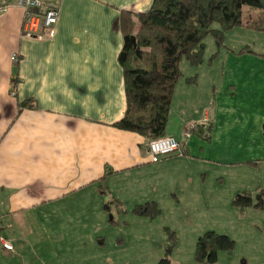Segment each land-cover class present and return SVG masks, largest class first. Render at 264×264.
<instances>
[{"label":"crops","instance_id":"obj_1","mask_svg":"<svg viewBox=\"0 0 264 264\" xmlns=\"http://www.w3.org/2000/svg\"><path fill=\"white\" fill-rule=\"evenodd\" d=\"M151 2L61 0L54 36L33 39L21 34L17 0H0V223L11 245L0 246V264H135L133 250L118 262L126 245L120 238L109 244L108 231L138 220L148 230L139 231L144 244L150 234L166 231L161 219L168 210L179 218L176 230L198 238L206 225L188 222L201 220L199 212L218 202L206 180L214 177L211 163L249 167L257 158L255 145L264 142V85L245 68L264 60L246 54L230 70L223 101L210 89L193 102L196 83L188 77L176 83L164 136L179 140L184 155L152 162L146 137L114 126L126 109L119 17L145 12ZM186 97L199 109L183 113ZM186 121L209 124L210 141L183 137ZM257 185L256 177L238 178L228 198L253 193ZM148 202L159 208L153 219L133 211ZM157 248L139 264L161 258Z\"/></svg>","mask_w":264,"mask_h":264},{"label":"trees","instance_id":"obj_2","mask_svg":"<svg viewBox=\"0 0 264 264\" xmlns=\"http://www.w3.org/2000/svg\"><path fill=\"white\" fill-rule=\"evenodd\" d=\"M244 8L264 10V0H152L145 12L132 15L122 11L119 22L123 45L117 59L123 72L126 109L114 126L136 132L146 137L148 142L166 137L164 132L173 92L182 76L181 59L184 57L189 64L199 65L205 49L204 38L212 34L220 45L225 31L246 23ZM259 21L262 25L258 27L264 28V22ZM214 24L218 28H214ZM186 81L193 83L194 77H188ZM210 133L209 124L205 128L196 124L190 136L194 134L209 142ZM180 144L181 155H184L183 144ZM170 155L179 154L166 156ZM248 163L253 164L254 161ZM232 204L240 210L264 207L260 195H256L255 201L253 193L248 191L236 195ZM133 211L153 219L159 208L148 202L136 206ZM169 238L172 240L173 235L170 234ZM175 244H168L162 257L154 264H174L170 256ZM233 245L234 241L229 236L207 230L196 239L193 259L198 263L214 264L218 251L231 252Z\"/></svg>","mask_w":264,"mask_h":264},{"label":"rangeland","instance_id":"obj_3","mask_svg":"<svg viewBox=\"0 0 264 264\" xmlns=\"http://www.w3.org/2000/svg\"><path fill=\"white\" fill-rule=\"evenodd\" d=\"M243 15L244 19L245 17L247 18L249 24L247 25L246 21V23L241 26H236L225 31L223 41L220 45L216 43L212 34H208L204 38L205 49L202 62L199 65L189 64L184 57L181 59L179 66L182 76L179 82H182L184 77L193 76L194 82L196 83L194 86L196 98H192L191 101L198 102L210 89H213V97L215 99L219 98V100H222L224 96L223 92L229 89L228 78L230 76V70L248 58L242 57L245 56V54L246 56H254L264 60V28L258 27L262 25L259 20L264 22V20H262L264 19V10L244 8ZM254 19H256L257 22H252ZM213 27L218 28V25L214 24ZM238 59L239 62L237 61ZM245 70H253V74H255L257 80L264 85V61L253 63L246 67ZM179 96L180 94L175 97ZM184 99L186 102L182 105L183 113L190 112L193 108L199 109V104H192L193 102L188 100L187 97ZM171 112H178L175 103ZM176 115L178 116V113ZM191 122L186 121L185 123L188 124ZM255 148L257 158L254 156V160H252L254 163L248 165L249 167H245L247 165H219L211 163V166L214 168V177L213 180H211L209 176H207L206 180L209 184H211V182L213 183L211 192L213 196L218 199V202L212 205V210L209 209L207 212H199L200 216H202L201 220L199 218L188 222V224L192 223L193 225L197 224V222L205 224V231L212 230L219 234L227 235L234 241L231 252H226L224 250L218 251L217 261L214 264H264V207L255 208L252 206L240 210L232 204V200L236 195L242 192H237L231 196L230 200L227 193L238 178L244 182H249L252 176V178L256 177L257 186L259 187V189L252 191L253 198L256 201V195H260L262 202H264V142L260 145L256 143ZM239 170H245L247 172ZM251 190L254 189L252 188ZM131 207L132 206H127L128 209ZM162 207L163 209H168V207L164 205H162ZM163 213L165 216L161 221L165 223L166 227L170 230L165 232L162 230L159 235L150 234L149 241L143 242L144 244L138 243V240H140L139 237L143 236L139 231L144 227L138 220L130 222L131 225L127 228H108L111 229V231L107 230L108 232L106 233L109 244H111L113 240L116 241L117 238H120L126 245L124 249L119 251L120 260H118V262L122 263L126 255H128V253L130 254L131 250H133V262L139 264L142 261L140 257L145 252L151 250L152 254L154 253L153 246L155 244L159 245L162 249L158 250L157 248L155 251L163 252L168 244L173 245L176 242L171 252V254L173 253V258L171 257L172 260L178 262V264H192L197 237L195 238L189 230H176L180 225V221L175 213L172 214L174 217L171 216V213L169 214L168 210ZM116 218L120 219L122 217L116 216ZM169 224L172 226L169 227ZM142 232L145 234L148 233V230L144 228ZM170 234L173 235V241L169 238ZM108 256H110L109 253Z\"/></svg>","mask_w":264,"mask_h":264},{"label":"built area","instance_id":"obj_4","mask_svg":"<svg viewBox=\"0 0 264 264\" xmlns=\"http://www.w3.org/2000/svg\"><path fill=\"white\" fill-rule=\"evenodd\" d=\"M61 0H17V5L23 10L21 34L27 38H52L55 33L60 13ZM18 54L12 55V62L18 63ZM196 123H188L184 130V137L190 136ZM147 153L152 162L158 161L162 156L173 153L182 154L181 144L173 137H161L147 143ZM0 246L10 249L11 245L2 235L0 223Z\"/></svg>","mask_w":264,"mask_h":264},{"label":"water","instance_id":"obj_5","mask_svg":"<svg viewBox=\"0 0 264 264\" xmlns=\"http://www.w3.org/2000/svg\"><path fill=\"white\" fill-rule=\"evenodd\" d=\"M134 41V40H133Z\"/></svg>","mask_w":264,"mask_h":264}]
</instances>
